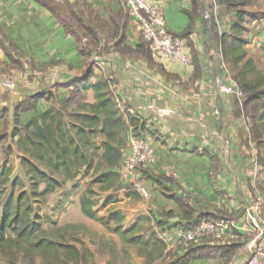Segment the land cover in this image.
Instances as JSON below:
<instances>
[{
    "label": "crops",
    "instance_id": "obj_1",
    "mask_svg": "<svg viewBox=\"0 0 264 264\" xmlns=\"http://www.w3.org/2000/svg\"><path fill=\"white\" fill-rule=\"evenodd\" d=\"M66 1L72 4L76 0ZM82 1L104 20H108L109 12L122 11L127 19L126 44L133 51L137 49L141 43L138 24L120 0ZM148 2L162 13L168 31L183 40L191 63L170 60L152 53L148 47L146 57L135 51L119 54L110 50L98 58L109 91L131 117L144 122L139 135L126 128V148L140 137L155 159L147 170L131 179L147 191L146 198L134 189L140 198L136 201L128 192L133 182L126 183L120 177L117 190L105 189L110 198L104 207L119 204L115 211L121 222L130 220L133 214L136 218L155 219L152 238L159 239L162 258L166 255L170 263L189 251L214 249L208 257L189 264H247V241L256 232L253 218L245 208L256 198L264 205V134L259 126L255 133L252 119L244 112V99L239 102L222 95L214 84L216 77L224 83L231 79L225 48L233 24L231 18L236 16L224 14L222 10L226 8L214 5V0ZM206 7V11L217 12L212 29L203 19ZM263 26L256 28L252 21L253 32L247 33L243 45L247 57L254 56L249 49L254 41L257 46H264ZM0 32L13 46L9 55L0 47V110H14L36 93L57 90L56 95H60L63 86L85 69L74 40L34 0H0ZM89 98L88 102L93 103L92 95ZM49 106V102L40 101L37 111L19 116V124ZM158 178L162 179L161 185L153 181ZM131 201L133 207L128 204ZM177 201L192 211L190 220L183 218ZM166 212L172 215L164 217ZM198 219L225 227L218 237L183 243L181 233ZM144 235L139 231L135 236ZM231 248L233 253L226 255Z\"/></svg>",
    "mask_w": 264,
    "mask_h": 264
},
{
    "label": "trees",
    "instance_id": "obj_2",
    "mask_svg": "<svg viewBox=\"0 0 264 264\" xmlns=\"http://www.w3.org/2000/svg\"><path fill=\"white\" fill-rule=\"evenodd\" d=\"M34 1L56 18L64 33L74 40L82 58L99 57L110 50L119 54L135 51L147 56L148 46L142 40L134 51L127 46V19L122 11L117 14L109 12L108 20H104L82 0L72 4L66 0L61 3L55 0ZM241 15L238 12L236 22L230 26L229 44L225 50L230 54L229 62L236 68L234 82L244 95V112L252 119L256 133V128L264 125V77L259 76L254 62L247 58L243 49ZM0 47L7 55L13 49L1 32ZM252 75L258 77L254 82L248 80ZM91 76L92 63L87 65L81 77L75 78L73 86L79 87L67 98L40 92L29 96L13 110L16 127L12 137L16 141V153L20 155L21 176L15 174L8 159L11 154L7 150L0 164V260L6 264H90L92 253L83 241L75 237L65 238L64 231L70 228L68 225L58 227L54 224V229L50 230L41 215L40 205L45 204L47 196L62 190L67 183L76 190L80 181L91 173L103 190L112 187L117 190L120 182L118 169L126 149V128H131L135 135L144 129V122L131 117L109 91L108 81L100 79L91 85ZM88 90L93 93L94 102L91 104L84 96H78L79 92ZM40 101L49 102L50 106L20 125L19 116L37 111ZM159 180L162 181L153 179L161 185ZM161 190L166 193L165 189ZM94 195L95 192L87 188L80 197L82 214L107 229L110 222L118 227L122 219L117 214H110L106 220L97 216L92 208ZM169 199L175 200L173 197ZM177 203L183 218L190 220L192 211L184 203ZM162 215L170 217L172 214L166 212ZM158 225L162 226V223ZM116 227L112 231L125 243L147 245L148 242L142 243L139 236H128L133 232L132 228L118 230ZM211 253L214 249L189 251L170 264H189ZM232 253L231 248L225 254Z\"/></svg>",
    "mask_w": 264,
    "mask_h": 264
},
{
    "label": "rangeland",
    "instance_id": "obj_3",
    "mask_svg": "<svg viewBox=\"0 0 264 264\" xmlns=\"http://www.w3.org/2000/svg\"><path fill=\"white\" fill-rule=\"evenodd\" d=\"M214 2V5H223L226 8V10H222L224 14L234 13V16H236L238 12H241L242 20L240 23V35L243 40H247V33L253 32V28L251 27L252 21L255 22L256 28L262 27V24H264V0H229L227 2H224V0H214ZM206 9L207 7L204 8L202 15H205ZM219 13L220 12H218V14ZM211 14L212 15H210L209 24H207V26L212 29L215 25L213 24L215 18L218 19V17H216L217 12L213 13V10ZM235 22L236 17H232L231 23L234 24ZM228 31L230 33V29ZM227 44L229 43L227 42ZM249 49L252 52L251 54H254V56L248 57L254 61L255 67L259 70V76L264 77V46H257L254 41L253 44L249 45ZM227 57L230 59L229 53ZM98 58H103V54H100L99 57L94 56L90 59L84 58L85 69L83 72L86 70L87 65L92 63V76L89 79V84L91 85L100 81V79H105V71L100 66L99 63L101 61ZM228 63L230 64V62ZM81 75L79 77H81ZM235 75L236 68L230 64L229 76L232 80H234ZM257 79L258 77L255 75L248 77V80L252 82ZM73 84V80H71L69 84L63 86L64 90L60 93L59 97L67 98L74 92L75 89L79 87V85L73 86ZM68 85L72 86L68 88ZM56 92L57 90L54 92L46 91L45 93H49L51 96H54L56 95ZM79 95L84 96L86 102L89 101V96L91 97V95L93 99V93L91 90L86 92L81 91L78 96ZM15 127L16 124L13 121V110H0V164L4 160L7 150H9L11 154V156H8L9 162H12L15 174L21 176L18 164V158L20 155L16 153V141L12 137L13 132H15ZM259 127H262L261 131L264 134V125L260 124ZM94 177L95 176L92 173L85 176L80 181L76 190L71 188V183H67L62 190H58L47 196L45 204L40 205V212L45 219L46 226H48L50 230L54 229V224H57L58 227H64L67 225L70 226L67 231H64V234H66L64 235L65 238L75 237L83 241L85 246L92 253L90 264H170L171 260L167 261L166 255L162 258L163 249L162 247L160 249L159 239L156 237H153L154 239L152 238V229L156 228L155 219L152 220L151 218L148 219L143 217L136 218L135 214H133L130 220L121 222L118 227H116L117 225H115L114 222H110L109 229H107L99 222L89 220L82 214L79 200L80 197L85 194L87 188H90L95 192V195L92 197V208L97 213L99 218L106 220L109 217L110 212L118 214V211H115V209L119 207V204L114 207L107 206V204L104 207L105 201L107 198H110V196H108L106 192L104 193L105 190L102 189L101 185L95 183L93 179ZM162 183L164 184V181ZM128 190H130L128 191L129 194L135 197L136 201H140V198L135 193L132 185ZM128 204L133 207L134 202L131 201L128 202ZM120 212L126 214L125 211ZM115 227L118 230L132 228L133 232L128 236H135L139 231L144 232L145 235L140 236V238L142 239V243L148 241L147 245H130L125 243L117 233H113L112 230H114ZM146 237L148 238L144 239ZM141 259H144L145 261H142ZM0 264L6 263L0 260Z\"/></svg>",
    "mask_w": 264,
    "mask_h": 264
},
{
    "label": "built area",
    "instance_id": "obj_4",
    "mask_svg": "<svg viewBox=\"0 0 264 264\" xmlns=\"http://www.w3.org/2000/svg\"><path fill=\"white\" fill-rule=\"evenodd\" d=\"M62 2V0H55ZM127 13L135 19L139 28L141 40L147 44L149 50L170 60L183 64H190L191 59L185 54L183 40L170 33L164 21L162 13L148 0H120ZM210 11H206L203 19L209 24ZM214 84L217 91L225 96H230L237 101H242L244 95L234 80L224 83L216 77ZM155 162L154 156L147 143L140 137H136L122 153V160L118 170L120 177L126 183H132L139 196L146 198L147 191L137 182L132 181L135 174L144 172ZM254 221L256 236L247 241V264H264V205L260 199L246 205L245 208ZM225 224L205 222L200 219L189 225L181 233L183 243H197L205 237H218Z\"/></svg>",
    "mask_w": 264,
    "mask_h": 264
}]
</instances>
